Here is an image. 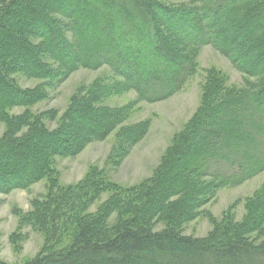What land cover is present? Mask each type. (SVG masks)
Wrapping results in <instances>:
<instances>
[{
  "label": "trees",
  "instance_id": "1",
  "mask_svg": "<svg viewBox=\"0 0 264 264\" xmlns=\"http://www.w3.org/2000/svg\"><path fill=\"white\" fill-rule=\"evenodd\" d=\"M171 2L0 0V123L6 125L0 194L49 182L30 212L13 211L18 230L9 240L15 253L22 251L25 227L45 237L42 250L23 264H264V243L250 240L264 232V186L248 201L241 222L228 217L204 239L182 232L218 189L264 173V0ZM206 46L248 79L242 88L229 87L210 73L201 107L153 178L122 190L92 168L79 184L60 186L56 158L76 157L106 140L129 111L99 106L104 92L98 83L74 97L50 130L43 122L56 112L29 111L46 100V87L79 69L108 67L140 101L162 102L196 74L197 53ZM16 74L46 84L23 89ZM15 108L26 111L11 115ZM146 133V123L121 129L115 155L122 158L124 148ZM106 193L109 199L90 212ZM160 222L166 227L154 231Z\"/></svg>",
  "mask_w": 264,
  "mask_h": 264
},
{
  "label": "rangeland",
  "instance_id": "2",
  "mask_svg": "<svg viewBox=\"0 0 264 264\" xmlns=\"http://www.w3.org/2000/svg\"><path fill=\"white\" fill-rule=\"evenodd\" d=\"M171 1L169 0L171 4L183 5L192 0ZM196 62V74L187 81L183 89L168 100L157 103L140 101L137 93L125 89L122 80L114 76L108 67H102L99 70L79 69L67 79L46 87V100L29 108V111L35 115L56 112V118L45 119L43 122L50 130L58 127L74 97L87 93L98 83L101 84L100 88L104 92L103 97L98 98L99 106L129 111L123 124L106 140L89 144L76 157L56 158L55 169L60 186L79 184L92 168L98 169L109 182L122 190L133 189L153 178L163 157L173 145L175 137L186 128L201 107L204 87L210 73L224 78L226 86L229 87L242 88L248 79L229 59L211 46L203 47L198 51ZM12 78L23 89H34L43 83L46 84L44 81L30 79L23 74L13 75ZM25 111L26 108H15L10 111V114L18 116ZM142 123L147 125L146 135L134 145L124 148V155L119 159V156L114 153L119 143L117 139L119 131ZM5 129L6 125L0 123V139ZM48 184V180H43L29 190H16L7 195L0 194L1 261L7 264H23L36 257L42 250L45 237L31 227H25L21 231L25 239L21 244L20 253L14 252L9 238L18 230V218L13 211L17 209L21 213L30 212L33 201L43 200L46 196ZM263 186L264 173L239 187L218 189L208 204L200 210L201 214L182 227L183 234L204 239L210 236L216 224L220 225L228 217L235 223L241 222L247 215L248 201L254 198ZM109 197V193L103 194L100 200L91 206L90 212H96ZM116 220L118 217L115 214L110 224L113 225ZM165 227L164 223H157L154 231H162ZM250 240L263 244L264 232L261 235H251Z\"/></svg>",
  "mask_w": 264,
  "mask_h": 264
}]
</instances>
